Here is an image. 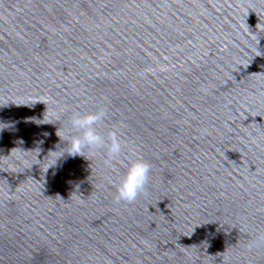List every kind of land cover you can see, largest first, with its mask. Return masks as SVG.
<instances>
[{
  "label": "water",
  "instance_id": "95a60500",
  "mask_svg": "<svg viewBox=\"0 0 264 264\" xmlns=\"http://www.w3.org/2000/svg\"><path fill=\"white\" fill-rule=\"evenodd\" d=\"M0 129V264H264V0H0Z\"/></svg>",
  "mask_w": 264,
  "mask_h": 264
},
{
  "label": "clouds",
  "instance_id": "9594fccd",
  "mask_svg": "<svg viewBox=\"0 0 264 264\" xmlns=\"http://www.w3.org/2000/svg\"><path fill=\"white\" fill-rule=\"evenodd\" d=\"M106 114L104 109L87 114L74 113L69 121L70 127L67 129V137L61 136L60 129L57 130V136L61 141H65V144L63 148L57 147L58 151H61L63 155L57 158L53 166L65 154L73 158L76 156L86 158V150L94 152L101 149L106 150L105 164L111 166L112 162L120 157L124 146L116 131L109 132L107 139L97 131L98 125L103 121ZM57 118L59 119V116ZM54 152L57 151L50 153ZM150 172L151 165L147 161L137 159L132 162L117 187L115 202L117 204L121 202L131 204L137 200L138 196L145 194L146 185L150 179ZM248 248L250 251L264 248V233L258 234L255 239L251 240Z\"/></svg>",
  "mask_w": 264,
  "mask_h": 264
}]
</instances>
